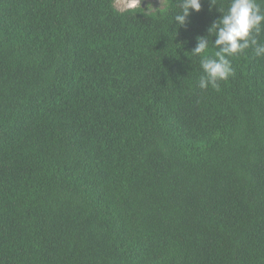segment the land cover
<instances>
[{
  "label": "trees",
  "instance_id": "obj_1",
  "mask_svg": "<svg viewBox=\"0 0 264 264\" xmlns=\"http://www.w3.org/2000/svg\"><path fill=\"white\" fill-rule=\"evenodd\" d=\"M230 2L0 0V264H264V57L191 54Z\"/></svg>",
  "mask_w": 264,
  "mask_h": 264
},
{
  "label": "clouds",
  "instance_id": "obj_2",
  "mask_svg": "<svg viewBox=\"0 0 264 264\" xmlns=\"http://www.w3.org/2000/svg\"><path fill=\"white\" fill-rule=\"evenodd\" d=\"M137 0H130L129 7H134ZM264 3V0H260ZM257 0H231L227 12L212 23L207 37H198L192 55L201 56L209 47V35L215 37L211 41L215 49L214 58L202 56L200 67L202 75L198 87L206 90L211 87L220 89V83L234 74L231 57L240 55L251 48L256 57H264V43L258 37L264 30V11ZM216 5V0H211ZM180 11L174 16L176 27H183L191 13H199L201 0H179Z\"/></svg>",
  "mask_w": 264,
  "mask_h": 264
},
{
  "label": "rangeland",
  "instance_id": "obj_3",
  "mask_svg": "<svg viewBox=\"0 0 264 264\" xmlns=\"http://www.w3.org/2000/svg\"><path fill=\"white\" fill-rule=\"evenodd\" d=\"M130 0H115L114 6L119 11H124L133 7H129ZM144 6L149 11L164 7L165 0H137L136 6Z\"/></svg>",
  "mask_w": 264,
  "mask_h": 264
}]
</instances>
